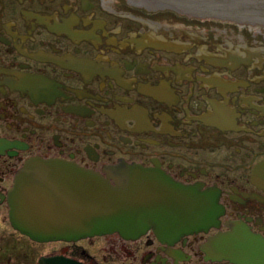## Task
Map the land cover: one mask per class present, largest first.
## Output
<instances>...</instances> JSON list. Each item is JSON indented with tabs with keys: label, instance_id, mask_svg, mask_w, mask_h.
Wrapping results in <instances>:
<instances>
[{
	"label": "flooded vegetation",
	"instance_id": "flooded-vegetation-1",
	"mask_svg": "<svg viewBox=\"0 0 264 264\" xmlns=\"http://www.w3.org/2000/svg\"><path fill=\"white\" fill-rule=\"evenodd\" d=\"M176 14L134 0H0V264H264V23ZM35 157L104 176L136 162L201 183L217 225L167 240L33 239L12 222L9 190ZM221 233L247 246L252 233L261 249L211 244Z\"/></svg>",
	"mask_w": 264,
	"mask_h": 264
},
{
	"label": "water",
	"instance_id": "water-1",
	"mask_svg": "<svg viewBox=\"0 0 264 264\" xmlns=\"http://www.w3.org/2000/svg\"><path fill=\"white\" fill-rule=\"evenodd\" d=\"M134 1L204 17L264 23V0ZM105 172L107 176L75 161L32 158L17 171L9 190L14 226L37 240L77 241L113 233L134 239L149 230L167 240L217 225L220 206L213 191L201 183H182L158 167L136 162L121 161L106 166ZM248 238L253 245L221 233L211 244L238 243L245 253L261 249L260 238L252 233ZM42 263L81 264L61 257Z\"/></svg>",
	"mask_w": 264,
	"mask_h": 264
},
{
	"label": "rangeland",
	"instance_id": "rangeland-1",
	"mask_svg": "<svg viewBox=\"0 0 264 264\" xmlns=\"http://www.w3.org/2000/svg\"><path fill=\"white\" fill-rule=\"evenodd\" d=\"M153 9H154V10H159V11H172V12L175 11V12L178 13V14H176V15H178V16H180L179 14L191 16L190 14H187V13H181V12H179V11L173 9V8H170V7H159V8H153ZM160 14H161V13H160ZM165 14H168V13L165 12ZM241 22H245V21H241Z\"/></svg>",
	"mask_w": 264,
	"mask_h": 264
},
{
	"label": "bare ground",
	"instance_id": "bare-ground-1",
	"mask_svg": "<svg viewBox=\"0 0 264 264\" xmlns=\"http://www.w3.org/2000/svg\"><path fill=\"white\" fill-rule=\"evenodd\" d=\"M213 18H217V16H212ZM253 22V21H252ZM255 23H259V22H255Z\"/></svg>",
	"mask_w": 264,
	"mask_h": 264
}]
</instances>
